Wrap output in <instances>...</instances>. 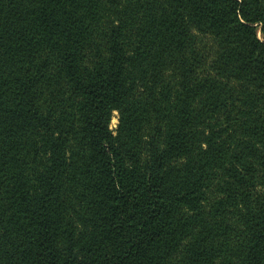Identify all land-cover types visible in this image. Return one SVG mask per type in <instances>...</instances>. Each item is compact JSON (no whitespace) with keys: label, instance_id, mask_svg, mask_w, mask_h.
Here are the masks:
<instances>
[{"label":"trees","instance_id":"16d2710c","mask_svg":"<svg viewBox=\"0 0 264 264\" xmlns=\"http://www.w3.org/2000/svg\"><path fill=\"white\" fill-rule=\"evenodd\" d=\"M0 264H264V0H0Z\"/></svg>","mask_w":264,"mask_h":264},{"label":"rangeland","instance_id":"374dc122","mask_svg":"<svg viewBox=\"0 0 264 264\" xmlns=\"http://www.w3.org/2000/svg\"><path fill=\"white\" fill-rule=\"evenodd\" d=\"M117 123H118V117H117V113L116 112H112L111 115V120H110V124H109V128L115 132L116 128H117Z\"/></svg>","mask_w":264,"mask_h":264}]
</instances>
